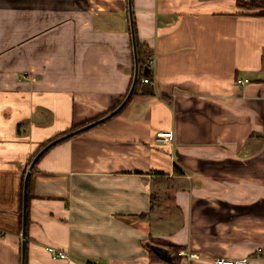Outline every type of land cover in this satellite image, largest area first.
<instances>
[{
    "label": "crops",
    "instance_id": "0c3cea01",
    "mask_svg": "<svg viewBox=\"0 0 264 264\" xmlns=\"http://www.w3.org/2000/svg\"><path fill=\"white\" fill-rule=\"evenodd\" d=\"M237 1L132 0L154 93L39 159L28 264H161L149 253L161 244L182 247L181 264H264V17ZM130 10L129 0H0V264H22L37 149L125 99Z\"/></svg>",
    "mask_w": 264,
    "mask_h": 264
},
{
    "label": "trees",
    "instance_id": "16d2710c",
    "mask_svg": "<svg viewBox=\"0 0 264 264\" xmlns=\"http://www.w3.org/2000/svg\"><path fill=\"white\" fill-rule=\"evenodd\" d=\"M237 5L240 7V8H243V9H246L248 11H251L253 12L255 15H258V16H261V17H264V0H238L237 1ZM134 31H133V48H134V57H135V62L138 63V76H137V80H136V84L134 86V91H133V94L131 95L130 99L128 100L127 104L119 111L117 112L116 114H114L111 118H113L114 116L118 115L119 113H121L123 111V109L131 102V100L137 96V95H146V94H153L154 93V88L153 86L150 84V83H146L144 82V78H153V73H152V69H151V56L153 54V50L143 41H141L139 39V36H138V31H137V27H136V23L134 22ZM136 65V64H135ZM135 73H136V70L134 69V76H133V79H132V83L130 85V89L127 93V95L129 94L133 84H134V80H135ZM126 95V97H127ZM125 97V98H126ZM124 101L121 100L117 103V105L111 109V111H108V112H105L104 114L92 119V120H89V121H86L84 123H81L79 125H75L73 126L70 130H68L67 132H64L61 134L64 135L66 133H69V132H72V131H75L76 129H79L80 127H83L93 121H96L106 115H108L109 113H111L112 111H114L117 107H119L121 105V103ZM110 118V119H111ZM109 119V120H110ZM98 126V125H96ZM94 126V127H96ZM91 129V128H90ZM90 129H86L80 133H78L77 135L79 134H82V133H85L87 132L88 130ZM57 138V137H56ZM56 138H51L49 139L48 141L44 142L41 147H39L36 151V154L37 155L47 144H49L51 141H53L54 139ZM70 139V138H69ZM57 144H55L54 146H56ZM54 146L48 148L40 157L39 159L45 155L51 148H53ZM39 159L37 160V162L39 161ZM36 162V164H37ZM36 164L35 166L33 167V169L36 168ZM174 172L176 174H182V170L180 169V167L175 164V167H174ZM161 176H165L164 174L161 175ZM31 179H32V174H31V177H30V180H29V188H28V205H27V237H28V230H29V222H30V201L32 199V195H31ZM156 207V204H153L152 203V209H154ZM145 216L142 215V217ZM163 247H167L170 251L171 254H173V260L172 261H167L165 260L162 256H160L159 254L155 253L153 249H150L149 253H150V257H151V261L154 262V263H161V264H181L182 263V259H183V255H180V250H182L183 248L180 247V246H176V245H166V244H161ZM25 264H28V254H27V250H26V257H25Z\"/></svg>",
    "mask_w": 264,
    "mask_h": 264
},
{
    "label": "water",
    "instance_id": "95a60500",
    "mask_svg": "<svg viewBox=\"0 0 264 264\" xmlns=\"http://www.w3.org/2000/svg\"><path fill=\"white\" fill-rule=\"evenodd\" d=\"M130 3V14H131V22H132V33L134 31V19H133V15H132V0H129ZM137 76H138V63L136 62V73H135V80H134V84L129 92V94L127 95V97L124 99V101L121 103V105L119 107H117L114 111H112L111 113H109L108 115L93 121L83 127H80L79 129H76L75 131L66 133L62 136L57 137L56 139H54L53 141H51L49 144H47L34 158V160L32 161L31 165H30V170L27 172L26 177H25V182H24V194H23V243H22V264H25V257H26V249H27V241H26V235H27V205H28V188H29V180L31 177V173H32V169L35 166L37 160L39 159V157L50 147H52L53 145L72 137L75 134H78L92 126H95L97 124L102 123L105 120H108L109 118H111L114 114H116L117 112H119L128 102V100L130 99L131 95L133 94L134 91V86L136 84V80H137ZM152 249L154 250L155 253L159 254L160 256H162L165 260L167 261H172L173 260V256H171L164 247H161L159 245H153Z\"/></svg>",
    "mask_w": 264,
    "mask_h": 264
},
{
    "label": "built area",
    "instance_id": "2783aa9c",
    "mask_svg": "<svg viewBox=\"0 0 264 264\" xmlns=\"http://www.w3.org/2000/svg\"><path fill=\"white\" fill-rule=\"evenodd\" d=\"M143 81L146 83H151V80L149 78H144ZM248 82H249V79H239L238 80V83L240 85H245ZM172 135L173 133L171 131H163V132L158 133L157 139L158 141L168 142L172 138ZM49 251L56 257L69 258L65 251H60L54 247H49ZM216 263L217 264H250V259L242 258V259L233 260V259L222 258V259H218ZM92 264H102V263H92Z\"/></svg>",
    "mask_w": 264,
    "mask_h": 264
},
{
    "label": "rangeland",
    "instance_id": "374dc122",
    "mask_svg": "<svg viewBox=\"0 0 264 264\" xmlns=\"http://www.w3.org/2000/svg\"><path fill=\"white\" fill-rule=\"evenodd\" d=\"M163 200H164V198H163ZM166 206H167V204H166ZM157 209H159V208H157ZM168 210V209H167ZM157 211H159V210H157ZM163 211V212H162ZM161 212L159 211V213L157 214V215H166V217H167V213H165L164 212V209L162 210ZM174 216H177V214H174ZM157 217V216H156ZM166 219H168V221H173V220H171L170 218H166ZM175 223H177L176 221H174ZM175 223H171V224H167V222H164V224H163V226H167V228L168 229H176L177 228V224H175ZM166 245H171V244H166ZM171 246H173V245H171ZM163 247V246H162ZM165 249H166V251L171 255V256H174L173 254H171L170 253V251H169V249L167 248V247H164ZM180 255H183V250H180ZM166 264V263H165Z\"/></svg>",
    "mask_w": 264,
    "mask_h": 264
}]
</instances>
